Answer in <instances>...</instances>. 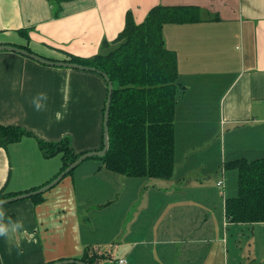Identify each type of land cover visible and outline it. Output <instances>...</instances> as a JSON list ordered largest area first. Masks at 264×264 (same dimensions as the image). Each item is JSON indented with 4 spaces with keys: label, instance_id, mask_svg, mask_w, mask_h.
<instances>
[{
    "label": "crops",
    "instance_id": "0c3cea01",
    "mask_svg": "<svg viewBox=\"0 0 264 264\" xmlns=\"http://www.w3.org/2000/svg\"><path fill=\"white\" fill-rule=\"evenodd\" d=\"M158 4L197 6L201 17L162 28L182 87L172 176L129 178L84 160L41 202L0 206L10 228L23 224L0 236V264L79 260L89 246L104 252L99 264H231L226 235L240 223L225 218L235 177L224 164L264 157V0H0V44L53 61L90 58L109 49L100 42L124 28L127 11L138 24ZM106 93L98 72L0 50V124L32 133L0 146V190L25 193L59 171L60 155L45 158L38 139L97 150Z\"/></svg>",
    "mask_w": 264,
    "mask_h": 264
},
{
    "label": "trees",
    "instance_id": "16d2710c",
    "mask_svg": "<svg viewBox=\"0 0 264 264\" xmlns=\"http://www.w3.org/2000/svg\"><path fill=\"white\" fill-rule=\"evenodd\" d=\"M125 14L124 28L117 36L112 41L104 39L100 42L102 47L111 44L105 53L90 58L70 56L67 61L106 73L113 85L108 149L103 156L92 158H98L106 169L129 178L167 179L172 176L174 168V113L182 87L178 82L176 54L165 47L162 28L169 23L180 25L201 21L200 8L158 4L151 7L138 24L130 11ZM20 48L32 52L27 46ZM25 135L32 133L18 126L0 124V146L16 143ZM37 144L45 158L61 157V167L52 179L83 153L74 151L69 137L51 142L38 139ZM102 147L103 136L97 150ZM227 167L237 171V193L224 201L226 221L264 223V157L254 160L235 158L224 164V168ZM52 179L26 192L37 190ZM21 193L2 189L0 200ZM30 199L39 203L43 200V193ZM104 256V252L89 246L79 260L99 264Z\"/></svg>",
    "mask_w": 264,
    "mask_h": 264
},
{
    "label": "water",
    "instance_id": "95a60500",
    "mask_svg": "<svg viewBox=\"0 0 264 264\" xmlns=\"http://www.w3.org/2000/svg\"><path fill=\"white\" fill-rule=\"evenodd\" d=\"M0 50H8V51L20 53L22 55H25L26 57H30L36 61H39V62L44 63V64H48V65H58V66H65V67H71V68H76V69H83V70H90V71L98 72L103 76V78L105 79V81L107 83V97H106L105 109H104V115H103V132H102L103 147H102V149L101 150H95V151L83 152L72 163H70L66 169L62 170L61 173H59L54 179H52L45 186H42L39 189L34 190V191L21 193V194L12 196V197L5 198L4 200L2 199V200H0V206H1L3 204H6V203H9L12 201H16V200L18 201L20 199L28 198V197H31V196L36 195V194L45 193L50 188L55 186L58 182H60V180H62L70 171H73V169H75L84 160L91 158V157H95V156L101 157L106 153V151L108 149V145H109L108 144V116H109V107H110V102H111V94H112L113 85H112L111 81L109 80L106 73L99 72L95 68H92V67L84 66V65L69 62V61H53L50 59H46L42 56L40 57L39 55H37L35 53L28 52L25 49H22L18 46H15V45L0 44ZM72 263H74V264H86L80 260H73V259H64V260L56 261V262L50 263V264H72Z\"/></svg>",
    "mask_w": 264,
    "mask_h": 264
},
{
    "label": "rangeland",
    "instance_id": "374dc122",
    "mask_svg": "<svg viewBox=\"0 0 264 264\" xmlns=\"http://www.w3.org/2000/svg\"><path fill=\"white\" fill-rule=\"evenodd\" d=\"M225 170L231 171L233 178L235 177V191L228 193L229 196H234L237 193L236 169L227 167ZM226 240L231 264H264V225L233 224L227 231ZM102 260L104 259L99 263Z\"/></svg>",
    "mask_w": 264,
    "mask_h": 264
},
{
    "label": "clouds",
    "instance_id": "9594fccd",
    "mask_svg": "<svg viewBox=\"0 0 264 264\" xmlns=\"http://www.w3.org/2000/svg\"><path fill=\"white\" fill-rule=\"evenodd\" d=\"M4 213L0 210V236H7L10 232H14L16 229L20 230L23 228V224L21 221H16L14 223V228H10L8 223L3 221ZM19 248V245H17Z\"/></svg>",
    "mask_w": 264,
    "mask_h": 264
},
{
    "label": "built area",
    "instance_id": "2783aa9c",
    "mask_svg": "<svg viewBox=\"0 0 264 264\" xmlns=\"http://www.w3.org/2000/svg\"><path fill=\"white\" fill-rule=\"evenodd\" d=\"M216 185H217V187L222 189L224 187V179L221 177L218 178ZM115 264H127V261L124 258L118 257Z\"/></svg>",
    "mask_w": 264,
    "mask_h": 264
}]
</instances>
